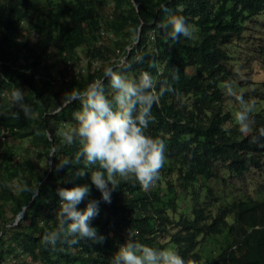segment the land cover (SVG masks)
Masks as SVG:
<instances>
[{"label":"trees","instance_id":"1","mask_svg":"<svg viewBox=\"0 0 264 264\" xmlns=\"http://www.w3.org/2000/svg\"><path fill=\"white\" fill-rule=\"evenodd\" d=\"M136 1L145 23L129 52L131 68L126 74L138 78L147 71L171 82L174 69H179L174 84L179 94L161 97L159 106L153 107L155 123L145 133L166 144L159 180L145 191L135 179L118 178L111 203H105L88 176H76L84 167L83 162H74L79 144L65 143L63 133L76 125L73 111L80 109V103L71 102L52 114L58 103L48 90L45 60L58 51L60 59L79 61L81 51L109 66L113 47H97L93 32L102 26L114 30L117 11L126 13L128 31L115 32L118 38L114 39L124 48L137 38L130 29L140 20L128 0H46L39 15H32L31 0H0V89L28 85L31 90L24 100L32 109L27 116L21 112L19 119L11 116L17 108L1 111L0 124L9 127L12 136L32 138L30 149L36 156L51 160L50 166L37 170L33 159L20 161L8 147L0 152V264H110L128 234L152 247H174L196 264H264V208L227 200L229 205H224L209 185L212 178L233 170L239 158L257 152L264 158V137L250 143V136L227 128L232 115L219 101L222 83L233 74L226 61L230 45L234 38L241 39L244 21L264 13V0H171L166 3L167 13L185 16L194 27L192 39L181 37L176 42L167 37L166 29L156 26L162 17L154 9L167 0ZM110 2L116 10L112 23L103 17ZM125 37L126 42L118 41ZM153 58L159 61V71L149 67ZM83 69L78 82L64 85L54 96L67 99L72 89L83 90L103 78V69L95 70L88 61ZM27 70H33L37 79ZM104 83L110 96L109 82ZM254 119L256 130L264 127V111ZM65 160L71 163L59 167ZM9 176L17 178L14 187L5 181ZM21 181L37 185L38 195L33 198L20 191ZM83 184L89 185L90 195L77 207L83 210L89 201H98V215L91 225L105 239L58 244L53 250L42 238L46 230L56 227L57 189ZM23 208V219L13 226Z\"/></svg>","mask_w":264,"mask_h":264},{"label":"clouds","instance_id":"2","mask_svg":"<svg viewBox=\"0 0 264 264\" xmlns=\"http://www.w3.org/2000/svg\"><path fill=\"white\" fill-rule=\"evenodd\" d=\"M169 1L171 0L161 3L154 9L156 13L160 10L162 17L161 21L156 23L157 28L166 29L167 37L174 42L181 37L192 39L194 35L193 25L183 15L170 16L166 10V3ZM31 2L33 3V0ZM128 2L129 7L140 20L138 26L130 29L133 35L137 36L131 42V45L120 48L117 45L119 42H114V39L118 38L115 32L125 33L128 31L129 22L123 18L126 13L117 11L118 19L111 25L114 30L102 26L98 31L93 32L94 44L97 47L112 45L114 54L109 59L111 65L103 66L101 60L90 59L81 51L80 53L83 56L79 61L65 60L64 57L60 59L61 56L57 55L58 51H54L52 57L45 60L50 72L48 90L52 98L54 97L55 102L58 103L52 114L62 112L63 108L71 102L79 101L80 103V109L76 112L73 111L76 125L63 133L65 143L71 145L78 142L79 144V148L74 154V162L77 164L83 162L84 167L77 170L76 176L81 178L88 176L91 185L95 186L100 192L101 199L105 203H111V193L116 189L118 178L124 180L135 179L142 190L145 191L150 190L154 183L159 180L161 169L166 160V144L163 139L153 138L145 133L149 125L155 123L156 118L153 115V107L159 106L161 97L166 93L179 94L174 87V84L180 78L179 69H174L171 82L168 79L161 80L158 75L154 76L147 71L141 72L138 78L126 74L131 68V64L128 63L129 52L132 45L137 43L141 28L145 23L138 15L140 3L136 0H128ZM113 11L116 10L112 2L104 7L103 17L110 23L115 20ZM32 15L35 14L32 12ZM257 15H264V13ZM254 16L249 17L247 20L250 21L249 19ZM244 24L245 21L243 22L241 39L234 38V41H232L233 43L238 40L240 42L243 40L249 41L247 48L239 46V49H243L245 51L243 54L246 55L252 53V48H256L260 57L256 78L262 80L256 82V84L264 83V39L255 35L246 37ZM157 28H152V31L156 33ZM36 38L37 35L33 34V40ZM121 40L126 42L127 37L118 41ZM233 43L230 45V54H228L226 60L233 74L228 76L222 83L219 101L222 107L226 108L232 115V120L226 121V127L236 128L241 134L251 137L250 143H257L261 137H264V127L258 130L255 129L254 116L264 111V92L260 97V101L255 104L254 101L245 100L243 92L237 89L235 79L245 64L246 55L235 59L232 54L236 55L237 52L231 53ZM86 61L90 62L95 70L102 68L103 78L89 83L83 90L72 89L67 99H64L61 95L54 96V93H58L64 85L78 82L79 74L82 71L84 72L85 68L83 69V67H86ZM73 64L78 65V69H73ZM149 67L156 68L159 71V61L153 58L149 62ZM71 72H77L74 75L76 78L72 79L69 76ZM26 73L28 75L33 74V78L37 79V74L33 70H27ZM56 78L59 79V82L56 81ZM105 80L110 85V96L106 93ZM29 90L31 88L28 85H24V89H20L16 85L1 88L0 112L17 108L19 111H13L11 113L12 118L19 119L21 112L27 116L32 111L31 106L25 104V100L29 97ZM59 98L61 100H58ZM230 98L238 102L240 105L238 110H234V101L231 105H227L226 102H229ZM254 131L256 134H252ZM10 137L18 140H28V146L31 148L32 138L12 136L9 127L0 124V152H4L7 147L10 149L7 146ZM12 154L17 155L13 151ZM253 161L259 163V166L253 164ZM49 162L51 164L50 159ZM70 163L69 160H65L59 167ZM263 167L264 158H261L259 152L252 153L245 160L239 158L235 162L233 170L223 172L222 177L228 174L240 180L250 168H253L251 170L261 171ZM220 177L221 175L215 178ZM18 188L22 192H29L33 198L38 195L37 185L30 187L27 183L21 181ZM90 191L88 184L57 189L60 206L56 214V227L45 231L42 242L46 246H50L55 250L58 244L73 246L80 244L82 241L93 243L104 241L105 237L99 235L97 229L91 225V221L98 215V201H89L83 210H79L77 207L90 195ZM242 198L234 199L232 202L257 204L264 208L263 192L258 195V198L243 195ZM219 201L223 203L220 197ZM226 204L228 203L226 202ZM24 214L25 208L16 215L12 223L13 226L23 219ZM44 223V221H41V224ZM131 238L132 234L126 236L125 242L112 256L110 264H196V261L186 260L182 257L174 247H152L133 241Z\"/></svg>","mask_w":264,"mask_h":264},{"label":"rangeland","instance_id":"3","mask_svg":"<svg viewBox=\"0 0 264 264\" xmlns=\"http://www.w3.org/2000/svg\"><path fill=\"white\" fill-rule=\"evenodd\" d=\"M45 0H33L32 3V12L36 15H39L41 12V7ZM244 24L246 37L248 35H255L259 37H263L264 39V15H257L249 19ZM247 44L249 41L243 40L242 42L235 41L232 45L231 53L237 52L236 55L232 54L233 57L239 58L245 53L243 49H239V46L247 48ZM252 53L246 55V60L243 68L240 70L237 78L235 79V85L239 91H242L244 94L245 100L254 101L255 104L260 101V97L264 92V83L261 82L256 84V82L262 81L256 78V73L258 71V66L260 63V57L257 53L256 48H252ZM248 58V59H247ZM73 69H78V65L73 64ZM194 71V69H193ZM77 72L69 73L72 79L76 78L74 76ZM192 74V73H191ZM264 80V74H263ZM56 81L59 82V79L56 78ZM71 81V80H70ZM58 100H61L60 98ZM234 101V110H238L240 105L233 98H230L228 104H232ZM255 111V109H254ZM7 146L10 147L11 151L16 153L15 157L19 158L20 161H23L25 158L30 160L33 159L34 167L38 170V168L45 167L46 164L50 165V162H47V159L44 157L38 158L36 153L32 151L28 146V140L22 139L18 140L16 138L10 137L7 141ZM22 158V159H21ZM245 173L240 180L238 178L233 177L231 175L225 174V177L214 178L210 181L209 185L212 188L213 192L219 194L220 199H222L224 205L226 204L225 198L228 202H232L234 199H243V196H253L257 197L263 192L264 193V167L261 171L251 170ZM6 183L10 186H15L17 184V178L13 176H9L5 179ZM195 192L191 193L190 196L193 197ZM204 247V246H203ZM28 261V260H27ZM201 264V263H200ZM203 264V262H202Z\"/></svg>","mask_w":264,"mask_h":264}]
</instances>
